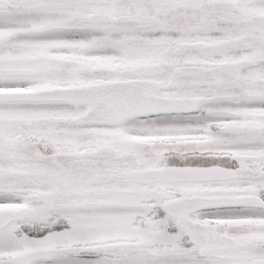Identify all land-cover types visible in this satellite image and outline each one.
<instances>
[{
    "label": "snow or ice",
    "instance_id": "snow-or-ice-1",
    "mask_svg": "<svg viewBox=\"0 0 264 264\" xmlns=\"http://www.w3.org/2000/svg\"><path fill=\"white\" fill-rule=\"evenodd\" d=\"M0 264H264V0H0Z\"/></svg>",
    "mask_w": 264,
    "mask_h": 264
}]
</instances>
